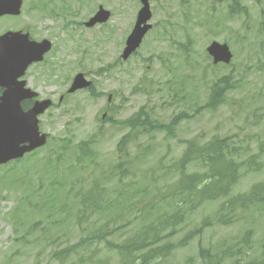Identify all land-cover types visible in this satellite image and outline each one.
<instances>
[{
    "label": "rangeland",
    "instance_id": "374dc122",
    "mask_svg": "<svg viewBox=\"0 0 264 264\" xmlns=\"http://www.w3.org/2000/svg\"><path fill=\"white\" fill-rule=\"evenodd\" d=\"M180 1L182 2V0L151 1L152 18L149 23L152 25L153 32L150 33L152 35H149L143 47L136 54L137 56H133L126 62H120L113 68H107V65L120 59L124 43L134 25L140 7L139 0H63L70 6L69 13H63L67 6L62 1H58L52 4V13L54 16L59 13L61 15L56 20L47 19L44 23L35 24L38 39L47 37L52 40L53 46L55 45V52L54 49L51 51L52 54L54 52V55L48 61L54 63L55 66L53 67L52 64L51 68L46 69L43 65L33 67L27 76L30 87L35 88L43 95L53 97L54 101H58L59 97L65 93L68 84L65 79L60 78V75L67 74L69 77L65 78L69 79L76 73H83L86 78L95 82L96 91L103 95L98 100H92L89 96L87 97L85 92H81L80 125L77 123L80 115V100L79 97H73L78 93L73 94L68 99L67 105H64L61 110V114H64L61 118L62 123L67 122L70 125L68 131L74 132V135L66 136L71 137L74 143L82 139L87 140L92 136L98 139L95 147V163L91 168H78L74 177H78L81 181L74 187V191L79 188V192L83 193L90 184L91 178L93 176L99 178L101 172L116 160L114 151L123 133L108 125H105V133L97 131L101 123L98 121L96 112L102 107L103 102H106L108 95L111 94L114 98V102L111 104L113 118L120 121L146 105L153 120L167 123L182 111L187 113L193 111L197 102L199 104L204 102L207 91L204 85L197 83L200 72L198 70H202L205 66V58L201 56L202 46L199 40L203 31L185 23L183 20L184 10L179 4ZM188 1L189 4H202L200 8L206 10L201 13H207L210 15L209 20L212 23H218L219 16L211 15L210 10H207L209 8L208 0L206 2L205 0ZM33 2L35 0H25V16L30 18V21L34 18L36 21H40L37 17L31 18L29 15ZM240 3L248 9V19L246 18L242 24L245 17L241 16L236 18L235 23L226 25L232 28L235 33L243 36L244 44L241 46L237 44L233 47L235 55L233 62L236 68L235 76L244 75L249 82L241 89L229 93V96L235 99L232 107H221L214 115L202 112L189 121H183L176 128L175 139L166 137L164 132L134 133L135 139L128 148L130 157L133 158L129 178L131 181L136 178L139 186H143L139 178L148 168L156 165L159 158L163 157L165 164L173 160L178 161L185 150L182 141L188 137L205 135L206 139H209L207 136L214 133H220L221 136L264 135V74L256 66L259 60H264V55L258 49H253L252 54H248V45H250V40H254L257 23L261 17V9H264V0H240ZM216 4L217 11L227 5L224 1L221 4ZM99 5L111 12L110 20L92 29L86 28L84 25L82 27V24L97 11ZM66 22H69V26L64 24ZM161 27L166 29L165 35L161 33L163 32ZM157 33L162 37H156ZM187 36L193 39L191 50L187 52L189 56L183 52L179 53L170 45L173 37L182 42ZM99 69H102V72L98 71ZM227 72V69H224L222 74H227ZM48 74H51L50 80H46ZM139 83L142 92L134 89ZM195 98L196 102H194ZM237 110L239 111L237 114H231ZM54 115L57 113L55 112ZM59 130H62L61 123ZM96 132L100 135H93ZM52 147L38 153V157L45 156ZM144 148L148 149L145 155H143ZM65 160L64 170H62V166H55L44 174L45 180H53L55 175L60 172L64 174L68 165L73 163V152L66 155ZM199 168L203 169L199 164H194L188 169L201 171ZM35 175L34 177L25 176L23 180L27 179L30 183H35L37 181ZM167 175L170 178L173 176L172 173ZM263 178L262 175H258L242 180L233 194L246 191L252 184ZM163 181L162 178L158 179L159 186L163 185ZM98 183L103 188L104 197H107L114 184L100 180ZM19 188L0 189V196L16 199L19 197L17 196ZM57 198L56 196L55 199ZM9 200L0 203V262L3 264H98L99 261L104 264H117L118 256L111 252L106 244L93 240L87 246L81 247V240L97 234L108 222V219H117L116 223L119 225V229L108 238L114 243L123 241L128 232L137 227V222H129L133 217V213L130 212L91 215L81 225L79 223L70 225L68 219V226L62 234L56 233V230L53 229L58 226L57 222H53L56 223L52 224L53 228L45 223L44 226L38 225L35 230L34 244L27 243L30 245H25V242L14 244L12 239L18 235L13 231L12 225L4 220L6 213L14 205L13 201ZM35 200L36 198L31 197L23 203L21 208H28L31 203H35ZM59 200L65 202L66 198L59 196ZM217 208V204H206L189 213L188 223L182 226L181 234L184 236L186 231L194 228L206 217L212 220V215ZM70 209L71 202L68 199V212ZM262 212L263 215L257 216L254 213L251 218L238 220L239 225L235 223L233 227H212L205 230L201 238L202 245H214L222 239L229 241L239 238L245 230H250V227L253 229V241L256 242L264 234L263 209ZM35 219L37 217L31 222L28 220V224L31 225ZM197 243L196 239L187 249L174 253L161 264H182L188 257L196 256ZM71 245H77L76 251L66 255L63 261H57L51 257L54 252L67 249ZM7 259H9L8 262Z\"/></svg>",
    "mask_w": 264,
    "mask_h": 264
},
{
    "label": "trees",
    "instance_id": "16d2710c",
    "mask_svg": "<svg viewBox=\"0 0 264 264\" xmlns=\"http://www.w3.org/2000/svg\"><path fill=\"white\" fill-rule=\"evenodd\" d=\"M215 83H217L214 85L216 93L221 81ZM141 117L144 118V122L140 121ZM133 120H135L134 123L137 121V125L147 123L151 126L147 113L141 112ZM159 128L165 129L167 132L171 130L170 126L165 125H161ZM125 140L121 143V148L124 147ZM222 143L218 145L221 146ZM186 145L184 160L179 163L180 165H175L171 169L173 176L178 175L176 180L171 182L167 175L170 171H167L162 176L164 179L162 186H159L158 179H156L148 182L146 188L140 192L121 191L114 199L104 197L101 192H93L85 200L81 210L82 221L89 218L88 211L102 213L106 210L112 214L133 213L132 222H137V227L131 229L123 241L117 244L106 241L107 235L114 234L118 228L110 231L106 229V231L99 232L101 235L98 236L101 241H106L109 247L116 252L123 264H154L155 261L169 255L173 249L186 246L187 242L202 234L203 225L195 231H188L178 246H175L169 239L176 236L178 230L180 231L181 227L188 223L189 213L204 201L215 202L226 198L230 193L231 187L224 181L225 178L220 177L213 169L214 165L212 164L217 156L210 152L211 147L208 150L207 144L201 146L194 141H187ZM212 147L217 151L220 150L218 146ZM227 153L231 156L229 150ZM190 162H200L210 168L212 177L205 182L202 175L186 174V166ZM207 174L209 175V171ZM225 218L221 217L219 222L226 224ZM93 238L95 237L93 236ZM238 246L226 247L216 253L211 248H203L200 244L199 264H224L226 259L230 260L238 252H242V246ZM187 264L196 263L190 260ZM248 264H264V244L261 247L260 257Z\"/></svg>",
    "mask_w": 264,
    "mask_h": 264
},
{
    "label": "water",
    "instance_id": "95a60500",
    "mask_svg": "<svg viewBox=\"0 0 264 264\" xmlns=\"http://www.w3.org/2000/svg\"><path fill=\"white\" fill-rule=\"evenodd\" d=\"M142 2L144 3L145 7L139 12L138 20L133 33L127 40V48L124 51L123 58H127L139 46L145 31L144 28H141V25L150 18L147 0H142ZM19 5L20 0H0V6H2L3 10L11 9L12 6L18 8ZM109 15V12H105L102 10V8H100V11L86 24V26L92 27L96 23L106 22L109 18ZM16 35V40L20 45L19 51H15L12 47H10L12 42L3 40L7 38L8 35L0 38V74H4L2 76H10L13 79L23 74L27 65L31 62V60H34L35 56H39L38 59H40L41 54H43L48 49L47 43L28 45L27 36L21 37L18 34ZM84 86H88V83L83 80L82 76L76 77L73 88H83ZM20 98L22 97L20 96L16 98L15 102L11 103L9 106L5 105V107L0 112V132L8 133L12 131L7 129V124L10 126H17L22 133H28L32 131L29 126H25L27 121L20 117V114L22 113L20 111V114L17 113L19 106L18 101ZM14 107H16L17 111L15 113H13L11 109ZM22 136L31 142L32 146L29 149H20L17 147L18 138L16 135H0V164L9 159L21 157L24 152L30 151L40 143V139H38L36 135Z\"/></svg>",
    "mask_w": 264,
    "mask_h": 264
}]
</instances>
